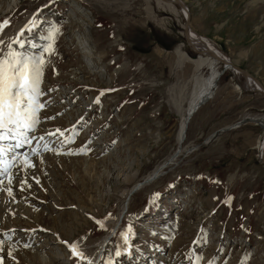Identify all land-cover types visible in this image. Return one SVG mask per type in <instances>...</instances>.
Returning a JSON list of instances; mask_svg holds the SVG:
<instances>
[{
  "label": "rangeland",
  "instance_id": "obj_1",
  "mask_svg": "<svg viewBox=\"0 0 264 264\" xmlns=\"http://www.w3.org/2000/svg\"><path fill=\"white\" fill-rule=\"evenodd\" d=\"M184 2L192 28L264 85V0ZM4 21L0 54L10 42L21 49V37L23 51L43 54L44 107L32 143L12 148L28 152L31 166L0 167V215L18 232L0 237V264H88L64 241L94 264L109 256L113 264H264L256 147L264 128L254 121L264 117V95L226 69L178 137L193 88L210 72L191 60L200 53L185 41L180 13L157 0H0ZM27 185L40 204L24 201ZM111 221L118 229L108 237ZM27 225L50 232L25 241ZM121 232L128 251L117 257Z\"/></svg>",
  "mask_w": 264,
  "mask_h": 264
},
{
  "label": "snow or ice",
  "instance_id": "obj_2",
  "mask_svg": "<svg viewBox=\"0 0 264 264\" xmlns=\"http://www.w3.org/2000/svg\"><path fill=\"white\" fill-rule=\"evenodd\" d=\"M6 23L8 21L0 23V28ZM27 28L28 25H25L20 32L23 33ZM54 31L55 27L52 26L46 37L49 44L43 46L44 51L49 50ZM26 43L27 41L21 37L15 40V44L20 45L21 49H16L13 43L10 42L7 45V51L0 54V141L7 139L16 142L14 146L8 145L7 148L0 144V167L3 168L5 173H9L14 162L18 160L22 161L25 167L31 166L32 161L29 159L28 152L14 154L10 159H7L6 156L13 147L32 143L28 132L35 130L39 123V110L44 107L39 100V97L42 95L40 83L44 63L43 54L36 55L23 51L22 47ZM3 44L4 41L0 40V45ZM56 131L59 132L60 129H56ZM44 138L43 136L40 137L41 140ZM38 147L39 145L31 148L30 152L36 153ZM44 148L47 149L48 145L45 144ZM2 184L3 181H0V185ZM9 184H11V180H9ZM7 190L9 195H11V188L9 187ZM97 223L100 222L98 221ZM120 235L124 239L125 246L123 249L120 246L115 248V255L117 257L121 255V251H128V247L126 246L127 235L125 232H121ZM64 243L68 245L74 257L88 260V264H94L83 251L78 250L76 241L71 243L64 241ZM8 255L12 256L11 249H9ZM12 259L15 260V257L12 256ZM103 264H113L111 256L105 259Z\"/></svg>",
  "mask_w": 264,
  "mask_h": 264
},
{
  "label": "bare ground",
  "instance_id": "obj_3",
  "mask_svg": "<svg viewBox=\"0 0 264 264\" xmlns=\"http://www.w3.org/2000/svg\"><path fill=\"white\" fill-rule=\"evenodd\" d=\"M159 4H162L163 6H165L166 8H168V10L172 11L173 12H178L182 15V17L184 18V21H185V14H187L188 16H190V13L189 11L182 7L176 0H157ZM164 9V8H163ZM190 37L192 38L193 40V43H194V50H196L197 52H199L200 54L197 56V58L195 59H191L194 63H195V66L196 68H200L202 67L203 65L207 66L208 69L210 70L209 74L207 76H205L203 79H201V81L199 83H197V87L196 88H193L195 89L191 98H190V101L188 103V106L186 108V110L184 111V114L182 115V119L180 121V125H179V130H178V137H182L181 135L184 133V131L187 133V128H186V123H187V119H188V113L195 109L198 105L200 107L201 105V102L204 100L206 101L207 99L211 98L214 94H215V89H216V85H217V80H218V77L220 75H218V72L221 71L220 69V62L219 61V56L220 57H224L226 59H228L229 57L221 50V48H219L217 45H215L211 40L207 39L206 37H203L201 36L200 34H198L193 28L192 26L190 25ZM184 55V53H183ZM185 56V55H184ZM230 59V58H229ZM231 60V59H230ZM232 61V60H231ZM223 64V63H222ZM224 67V64L222 65ZM230 69V68H228ZM223 73V72H222ZM238 74V72H237ZM241 75V74H240ZM241 80L243 79L244 82L246 83V85H248V87H251L253 88L254 90H257V91H260L261 92V86H258L255 84L254 80H252V78H249V77H245V76H240ZM198 82V79L196 80ZM261 89V90H260ZM203 104V103H202ZM198 107V109H199ZM197 109V110H198ZM196 110V111H197ZM195 111V112H196ZM194 112V113H195ZM193 113V114H194ZM193 117V115L191 116V118ZM190 118V119H191ZM258 118V119H257ZM254 120V119H253ZM190 121V120H189ZM256 123H259L263 128H264V117H256V120H254ZM189 125V122L187 124V127ZM179 140V138H178ZM43 141V140H42ZM0 143L4 146H8V145H12V143L10 142V140H8V142H3V141H0ZM263 143H264V134L262 135V137L258 140V143L256 145L258 151H260L261 153V150L263 148ZM14 145V143H13ZM10 152V151H9ZM20 151H11V154H19ZM260 153L258 154L259 158H260ZM41 166H44V163L41 161ZM64 171V170H63ZM158 171V168L151 171L150 173H148L145 177L146 178H150L152 175L156 174ZM25 172V171H24ZM26 173V172H25ZM60 177V175H59ZM156 177V175H155ZM154 179H151L149 180V182H152ZM145 182V181H144ZM147 182V183H149ZM5 183L3 182L2 185H4ZM1 185V186H2ZM38 185V184H37ZM137 185V184H136ZM43 186H47L46 183H43ZM138 186V185H137ZM135 187V186H133ZM13 188L15 190H20L22 189L23 191V199L24 201H29L30 203L32 204H40L42 202V200L40 198H44L42 196H33L32 195V191H29L28 193V188L30 189V186H26L25 188H27V190L24 188V186H21V187H15L13 186ZM37 188V187H36ZM40 188V187H39ZM141 188V187H140ZM139 188V189H140ZM40 190V189H39ZM42 190V189H41ZM44 190V189H43ZM132 190V189H130ZM130 190L129 192L127 191L126 194H129L130 193ZM39 192V191H38ZM133 192V191H132ZM39 194V193H37ZM41 194V193H40ZM132 194V193H131ZM130 194V195H131ZM18 197L21 195V192H18L17 193ZM22 196V195H21ZM129 197V196H127ZM22 199V198H21ZM7 201V200H6ZM5 201V202H6ZM73 203V202H72ZM57 204H60L58 201H57ZM6 205H3L2 203L0 204V212L3 211V210H6ZM15 208V207H14ZM28 208V207H27ZM30 208V207H29ZM28 211L30 212H35L36 214V217L39 218V216L41 217L43 214H39L38 212H41L40 209L38 208H30L27 209ZM2 213V212H1ZM31 214V213H30ZM29 215V214H28ZM39 215V216H38ZM118 216V215H117ZM45 217V216H44ZM36 218V219H38ZM52 218L49 217L48 219H43L45 222H48V220ZM56 220V219H55ZM40 219H38V223H40ZM114 224V221H111V224ZM116 224L117 222H115L114 226L111 228L109 234L107 235L108 237L114 232L115 228H116ZM35 225V224H34ZM47 225V223H46ZM8 224L7 222H5L4 218L2 215H0V237H12V233H14L17 229L14 228H10L7 227ZM33 225H27V227L23 228V236H22V239H24L25 241H30L32 242L33 241V238L36 237L37 235L41 234L43 235L44 233H49L50 230L49 229H46V228H40L39 227H32ZM7 227V228H6ZM52 229H53V226H52ZM56 230V228H54ZM54 230V231H55ZM59 232V231H58ZM60 233V232H59ZM61 235V233H60ZM14 236H18V232L16 233L15 232V235ZM61 237L63 239H66L65 237H63L61 235ZM15 240V238H14ZM105 240V239H104ZM18 241V240H17ZM18 246V245H17ZM10 248V247H9ZM8 248V249H9ZM31 251V250H30ZM28 254V253H27ZM32 254V253H31ZM37 255V254H36ZM35 258V257H34ZM36 259H35V263H36Z\"/></svg>",
  "mask_w": 264,
  "mask_h": 264
},
{
  "label": "water",
  "instance_id": "obj_4",
  "mask_svg": "<svg viewBox=\"0 0 264 264\" xmlns=\"http://www.w3.org/2000/svg\"><path fill=\"white\" fill-rule=\"evenodd\" d=\"M182 7L186 8L188 10V6L187 4L184 2V0H176ZM190 25H191V18L190 16H188L187 14H185V21H184V26H183V35L186 39V42L190 45V47L194 48V43H193V40L192 38L190 37ZM219 58V61L222 62L224 64V68L222 71H224L225 69H228V68H231L237 78V81L239 82L240 81V76H245V77H249V78H252V80H254L255 84L258 85V86H261V93L264 95V85L262 84V82L260 81V79L255 76L254 74H252L250 71H248L247 69L239 66L238 64H236V62L234 61H231L229 58L226 59L224 57H218ZM238 72V74H237ZM241 74V75H240ZM204 102V100L201 102V104ZM199 105L191 110L189 113H188V119H187V123L188 121L190 120L191 116L193 115V113L198 109ZM187 123H186V126H187ZM260 159L261 161L263 162L264 164V143H263V148L261 150V153H260Z\"/></svg>",
  "mask_w": 264,
  "mask_h": 264
}]
</instances>
